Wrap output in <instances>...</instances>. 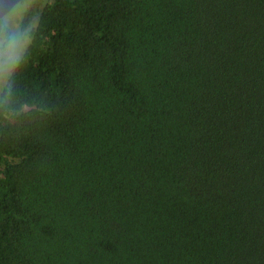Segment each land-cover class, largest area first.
I'll use <instances>...</instances> for the list:
<instances>
[{
    "label": "trees",
    "instance_id": "16d2710c",
    "mask_svg": "<svg viewBox=\"0 0 264 264\" xmlns=\"http://www.w3.org/2000/svg\"><path fill=\"white\" fill-rule=\"evenodd\" d=\"M17 4L0 264H264V0Z\"/></svg>",
    "mask_w": 264,
    "mask_h": 264
},
{
    "label": "rangeland",
    "instance_id": "374dc122",
    "mask_svg": "<svg viewBox=\"0 0 264 264\" xmlns=\"http://www.w3.org/2000/svg\"><path fill=\"white\" fill-rule=\"evenodd\" d=\"M21 7L15 5L9 13L10 16L7 18L8 25L12 31V38L10 41L5 42L0 40V91L4 87L7 77L11 72V69L20 58L22 51L25 48L27 36L25 34H18L20 10Z\"/></svg>",
    "mask_w": 264,
    "mask_h": 264
},
{
    "label": "water",
    "instance_id": "95a60500",
    "mask_svg": "<svg viewBox=\"0 0 264 264\" xmlns=\"http://www.w3.org/2000/svg\"><path fill=\"white\" fill-rule=\"evenodd\" d=\"M20 1L21 0H3V3H0V19Z\"/></svg>",
    "mask_w": 264,
    "mask_h": 264
},
{
    "label": "snow or ice",
    "instance_id": "6c2138e0",
    "mask_svg": "<svg viewBox=\"0 0 264 264\" xmlns=\"http://www.w3.org/2000/svg\"><path fill=\"white\" fill-rule=\"evenodd\" d=\"M0 3H3V0H0Z\"/></svg>",
    "mask_w": 264,
    "mask_h": 264
}]
</instances>
